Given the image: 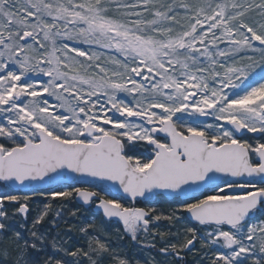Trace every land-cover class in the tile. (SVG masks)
I'll list each match as a JSON object with an SVG mask.
<instances>
[{"label": "snow or ice", "instance_id": "6c2138e0", "mask_svg": "<svg viewBox=\"0 0 264 264\" xmlns=\"http://www.w3.org/2000/svg\"><path fill=\"white\" fill-rule=\"evenodd\" d=\"M57 199L103 219L45 264H132L125 236L264 264V0H0V258L36 264Z\"/></svg>", "mask_w": 264, "mask_h": 264}, {"label": "rangeland", "instance_id": "374dc122", "mask_svg": "<svg viewBox=\"0 0 264 264\" xmlns=\"http://www.w3.org/2000/svg\"><path fill=\"white\" fill-rule=\"evenodd\" d=\"M46 206L43 198L35 199L29 201V212L26 217L14 216L9 223L13 225V228L21 231L22 235L31 240V231L37 230L33 227V219L44 209ZM158 208L163 211L164 214L168 213V206L161 203ZM13 210H10V212ZM62 213L61 216H57V213ZM75 212V216L73 215ZM84 210L76 206L74 201L57 199L51 202V206L48 211L44 222L38 226V232L44 233L45 239L43 241L44 247L40 251L29 250L31 258L36 262V264H45V262L54 255L57 254V248L62 244L66 248H75L84 246L86 241L81 238L82 233L79 232V225L89 220L93 215L96 220V228L100 230V221L102 217L100 215L92 214L85 215ZM193 225L185 220L177 222L173 225L167 220H161L154 225V232L167 233L169 231H175L176 228L192 227ZM104 227L108 232L114 233L116 229H120L121 226L117 223L104 224ZM167 238V237H165ZM115 240V235L112 236ZM151 237L140 238L138 241H132L130 238L125 236L122 240L118 241L119 245L123 246V252H126L127 256L131 260L132 264H176L175 260L171 255H163L159 249L163 247L160 243V238L157 236L155 240L156 247L149 246ZM22 243V242H21ZM54 245L56 247H54ZM193 248L199 253V257H192L193 264H197L201 259V244L197 242ZM192 248V249H193ZM192 251V254L195 253ZM188 252V251H186ZM186 252H181L183 255ZM197 254V255H198ZM191 252L189 253V256ZM178 259V257L176 256ZM15 264V255L6 258H0V264Z\"/></svg>", "mask_w": 264, "mask_h": 264}, {"label": "trees", "instance_id": "16d2710c", "mask_svg": "<svg viewBox=\"0 0 264 264\" xmlns=\"http://www.w3.org/2000/svg\"><path fill=\"white\" fill-rule=\"evenodd\" d=\"M85 215H91V214H89V212L88 211H84L83 212ZM195 250V248H193L191 251H188V252H186V253H184L183 255H181V256H183V261H180L179 260V258L177 259L176 258V256L175 255H171V257H173L174 258V260H175V262H176V264H193V259H192V257H199L200 255L198 254L199 252L198 251H196L195 250V253H193L192 254V251H194ZM191 252V255L189 256V253ZM198 254V255H197Z\"/></svg>", "mask_w": 264, "mask_h": 264}, {"label": "water", "instance_id": "95a60500", "mask_svg": "<svg viewBox=\"0 0 264 264\" xmlns=\"http://www.w3.org/2000/svg\"><path fill=\"white\" fill-rule=\"evenodd\" d=\"M75 203L78 205V206H81L82 208H84V209H89L90 207H88V206H85V205H83L81 202H79V201H75ZM92 212L94 213V214H98V215H100L99 213H95L94 212V210L92 209ZM119 223V222H118ZM120 224V223H119ZM121 226V225H120Z\"/></svg>", "mask_w": 264, "mask_h": 264}]
</instances>
